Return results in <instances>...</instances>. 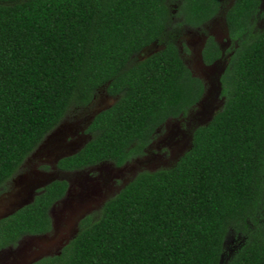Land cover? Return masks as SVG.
<instances>
[{"label":"trees","instance_id":"1","mask_svg":"<svg viewBox=\"0 0 264 264\" xmlns=\"http://www.w3.org/2000/svg\"><path fill=\"white\" fill-rule=\"evenodd\" d=\"M260 3L234 0L223 12L234 43L220 78L224 99L192 130L190 147L169 167L137 173L58 254L34 264H264ZM220 7V0H0V190L70 108L86 106L101 88L116 100L93 116L90 139L58 168L122 165L142 154L159 126L201 98L203 83L182 61L176 36ZM155 41L163 48L140 60ZM66 186L55 180L0 219V247L48 231L49 208Z\"/></svg>","mask_w":264,"mask_h":264},{"label":"flooded vegetation","instance_id":"2","mask_svg":"<svg viewBox=\"0 0 264 264\" xmlns=\"http://www.w3.org/2000/svg\"><path fill=\"white\" fill-rule=\"evenodd\" d=\"M214 18L215 17L212 16L209 20L203 22L202 25L194 27L197 31L202 30V32L200 33L201 36L198 41V47H193L194 60L192 62L188 63V61L183 57L184 55L179 48V37L175 41L182 61L189 68L192 75L201 79L203 83V93L196 105H201L203 102L204 104L207 103V105L216 103V107L211 105L212 108H209V110L201 107V118H199L198 121L192 125L190 132L183 134L179 131L182 135L180 138H177V132L173 135L168 133L166 134V138L164 136V138L159 141L162 143L161 145H167V143L171 141L172 137H174L175 140L171 143H174L175 141L180 142V146L176 153L172 154L171 152L170 157L166 162L161 161L162 155L158 153L157 157H150L145 160V162L137 164L136 168L130 163L131 160L144 154L147 148L152 145L154 136L159 132L160 127L164 124H166L165 126H168L167 123H169L172 119L176 120L177 118H184L183 115L177 118L167 119L155 130L150 142L143 149L142 154L131 157L130 160H127L122 165H116L112 161L105 160L73 170L58 168L57 163L61 158L76 153L90 139L89 133H87L89 139L73 149L67 147L61 148L62 144L60 145L57 141H55V139H53L51 143H48L50 151L46 160L41 159L37 162L32 159L36 157V151L40 149L44 142L49 141V133L55 131V129L59 126V123L24 159L17 171L6 181L0 190L1 194L3 193L7 183L11 182L12 185L13 183L15 184V191H13L9 195V198L0 205V219H2L14 213L19 208L29 204L34 199L38 191L49 183L55 180L66 181L67 186L63 196L54 201L49 208L51 227L48 231L39 234L23 235L14 244L0 247V264H34L44 257L58 254L61 248L77 234L80 222L86 216L90 215L91 211L93 213L99 211L103 204L109 198L117 194L121 188H123L137 173L144 171L142 170V167L147 169L154 168L155 170L157 167H160V165L171 162V160H174L175 163L190 147L192 130L196 126L206 124L219 109V106L224 99L221 94L220 78L232 54L233 45L223 17L221 18L222 21L220 27L215 30H206L208 22ZM151 45L155 46V50H153L149 55L163 48V45L157 41L153 42ZM207 49L212 52V54L208 57H206ZM215 49L217 52H215ZM143 58H140V60ZM224 60L225 63H223ZM101 89H103L102 91L104 92L105 97H109L114 101L116 100L115 96L108 94L104 88ZM104 108L98 110L97 112L103 110ZM96 113L92 115V118ZM51 136L52 138H55V135ZM157 150L160 151L161 147L157 146ZM39 161L43 163L39 164ZM32 163L34 168H30ZM105 164H110V168ZM26 165L30 169L27 171L29 173L22 175V168ZM136 169H141V171L136 172ZM124 170L134 174L127 180L120 179L119 177L124 174ZM29 176H31L30 180H26ZM55 208H58V213H55Z\"/></svg>","mask_w":264,"mask_h":264},{"label":"rangeland","instance_id":"3","mask_svg":"<svg viewBox=\"0 0 264 264\" xmlns=\"http://www.w3.org/2000/svg\"><path fill=\"white\" fill-rule=\"evenodd\" d=\"M233 1L234 0H220L221 2L220 10L214 16L215 18L208 22L206 30H215L221 26V21H222L221 18L223 17V12L226 8H228L233 3ZM171 6L172 8H175L174 4H172ZM263 24H264V0H261L260 7H259V16L255 20L254 29L261 28ZM201 32L202 30L197 31L196 28L184 26L181 28L179 34L176 36V39L179 37L178 39L179 48L184 55L183 57L188 61V63L194 60L193 47L194 46L196 47L198 45ZM232 45H234L233 42H232ZM153 50H155V46L150 45L149 47L144 49L142 53L138 54V57L143 58L149 55ZM223 63H225V60L223 61ZM102 90L103 89H99L96 92L92 101L86 106L71 107L69 112L61 120L59 124V131L55 135V138H51L49 139L48 142H44V144L40 147V149L36 151V154H37L36 157L32 159H34L37 162L38 160H41V159L46 160L47 156L49 155V151H50V146L48 145V143H51L53 139H55V141H57L60 145L62 144L61 148L67 147L71 149L87 141L89 139V136L87 134L88 133L87 128L92 119V115L96 113L98 110L104 107H107L114 102L113 99L109 97H105L104 92ZM211 105H213V107L214 106L216 107V103H211L207 105V103L204 104L203 102L201 103V105H195L190 110H188L185 115H183L184 118L182 119L177 118L176 120L172 119L169 121V123H167L168 126H165L166 124H164L162 127H160L159 132L156 133V135L154 136L152 145L149 148H147L144 154L140 155L136 159L131 160L130 161L131 165L136 168L137 164L145 162V160L149 159L150 157H157L158 153L162 155L161 161L166 162L167 159L170 157L171 152L172 154L176 153L177 149L180 146L179 144L180 142L175 141L174 143H171L175 140L174 137H172L171 141L168 142L167 145L166 144L161 145L162 143L159 141H161L164 138V136L166 138V134L168 133H171L173 135L174 133L177 132V138H180L182 136L181 133L187 134L188 132H190L192 125H194L198 121V119L201 118V111H202L201 107H204L206 110H209V108L210 109L212 108ZM179 131H181V133H179ZM157 146L161 147L160 151L157 150ZM40 163H43V162L39 161V164ZM173 163H174V160H171V162L160 165V167H157L156 169L161 168L162 166L169 167ZM31 165L32 166L30 168L34 166L33 163ZM105 165L108 166L109 168L111 166L110 164H105ZM142 168H143L142 170H150V171L154 170V168H149V169L145 167H142ZM28 169L29 167L27 165L24 166L22 168L21 174L26 175L27 173H29L27 172ZM139 171H141V169L140 170L136 169V172H139ZM92 174H95V173H92ZM133 174L126 172V170H124V174L121 176L119 175L120 176L119 178L127 180L131 178L132 177L131 175ZM30 178L31 176H29V178H27L26 180L28 179L30 180ZM13 191H15V184L13 183L12 185L11 182L7 183L5 189L3 190V193L0 194V205L3 204L4 201L9 198V195ZM55 213H58V208H55ZM95 214L91 211L90 215L94 216ZM229 243H230V240H229Z\"/></svg>","mask_w":264,"mask_h":264},{"label":"water","instance_id":"4","mask_svg":"<svg viewBox=\"0 0 264 264\" xmlns=\"http://www.w3.org/2000/svg\"><path fill=\"white\" fill-rule=\"evenodd\" d=\"M58 131H59V126L55 129V131H52V132H50L49 133V135H48V137L51 139L52 138V136L51 135H56L57 133H58ZM25 203V202H24ZM23 204V203H22ZM21 206V205H20ZM19 207V206H18Z\"/></svg>","mask_w":264,"mask_h":264}]
</instances>
